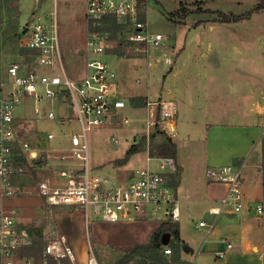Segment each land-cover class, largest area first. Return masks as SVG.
I'll return each instance as SVG.
<instances>
[{"label": "built area", "instance_id": "obj_1", "mask_svg": "<svg viewBox=\"0 0 264 264\" xmlns=\"http://www.w3.org/2000/svg\"><path fill=\"white\" fill-rule=\"evenodd\" d=\"M86 14L87 19L114 15L119 22L129 21L133 31L127 33V40L134 44L150 50L163 45V35L153 32L147 22L140 20L138 0H87ZM51 16L48 20L49 15H34L33 21L22 27L21 46L30 50L28 57L10 64L0 78V264H15L17 252L32 243L28 232L19 226L20 208L5 205L23 195L14 179L24 176L40 158L38 143L33 145L19 130L16 111L26 103L34 105L33 121H57L58 104L66 98L75 111L74 120L79 127L78 132L70 135V149L82 165L72 163L69 168L51 169L52 176L37 184V192L48 207L79 210L88 224L91 221L130 222L141 218L180 219V202L168 184L169 175L177 171L175 158L160 157L161 172L145 168L127 181L109 174H95L90 168L88 133L104 128L110 118L121 117L126 102L120 97L118 72L104 59L107 53L99 33H89L87 37L86 75L82 79L70 77L64 68L55 12ZM56 68H60L61 75L55 73ZM153 119L154 112H151L146 120L147 131L159 122ZM172 119L170 104H162L159 123L168 126ZM122 120L129 123L127 117ZM54 137L48 134L49 139ZM48 166L49 163H44V167ZM244 167L245 163L241 162L207 169L208 181L227 189L209 209V214L216 219L226 210L240 214L245 208ZM256 211L264 216L263 204L258 205ZM198 226L211 228L213 223L204 220ZM232 248L233 244L227 242L226 249L216 252V256L225 258ZM165 253L171 254V249H166ZM50 257L56 264H63L64 258L75 264L74 250L63 235L46 246L45 264H49ZM87 264H99L92 250Z\"/></svg>", "mask_w": 264, "mask_h": 264}, {"label": "crops", "instance_id": "obj_2", "mask_svg": "<svg viewBox=\"0 0 264 264\" xmlns=\"http://www.w3.org/2000/svg\"><path fill=\"white\" fill-rule=\"evenodd\" d=\"M35 1H20L18 9L20 19L27 16L32 2L35 3ZM198 1L203 2L204 0ZM41 4L43 5V2ZM207 24H209L210 31H215L219 24L226 23L207 22ZM193 26L192 23L189 29ZM224 41H227L229 45L236 44L231 38ZM235 50L238 51L236 47ZM183 51L176 55L174 61L165 58L166 66L163 65V69L172 66L161 80L160 92L152 90L149 75L145 93H142V88H137L136 84L129 81L131 69L142 66V59H123L114 56L117 60L112 67L118 72L119 93L128 104L127 111L138 110L131 102V99L135 97H146L148 102L152 103L151 106L147 105L145 108L146 118L141 121L137 119L131 121L134 127L128 133L135 134L141 130L144 131L143 128L149 114L157 107L161 108L162 104H170L173 119L170 120L168 126L160 123L158 127L164 135L166 134L176 143L177 156L175 159L177 166L181 167L180 183L175 193L180 202V219L176 222L180 227L181 238L185 242L180 254L182 262L185 264H264V216L256 211L257 206L263 204L262 171L260 166H253L248 162L260 139L264 136V89L251 83H242L235 87L210 84L211 79L215 82L225 73L226 59L218 54L214 56L205 53L194 54L191 45L183 47ZM151 55L152 52L146 59L148 67L154 64ZM161 77L160 75L158 79L160 80ZM255 77L262 78L258 74ZM82 78L83 76L79 79ZM121 117L110 118L107 125L110 126L114 120ZM38 122L34 124L36 132ZM121 124L125 125V123ZM50 133L56 136L53 130H49L47 134ZM34 143H38V140ZM135 143L124 149V156ZM144 152L148 155L146 168L151 169V161L160 157H150L146 151ZM124 158L113 161L106 169V174L122 181L132 180L138 169L132 170L128 167L131 158L123 165L114 164ZM240 159L245 163L243 191L247 203L240 214L226 210L216 219L209 214V209L226 194L227 189L222 184L209 182L207 169L234 164ZM29 170L24 176L14 179L16 185L22 186L26 175H31L28 174ZM161 171V169L158 170V172ZM48 176H52V171ZM36 193L40 203L36 207L38 217L34 219H40L45 224L48 235H57L55 239L62 235L66 237L68 244L74 250L75 264H87L91 257V250L97 258L96 251H99L101 247L110 246L115 251L126 253L137 245L148 244L152 233L164 222L155 218H141L130 222L91 221L88 224L81 211L71 207H48L44 199L38 192ZM23 200L21 196L11 202L21 211L19 206ZM1 201L0 198V204ZM202 211L204 213L200 214L199 212ZM195 214L201 215L197 221L194 220ZM21 219L20 216L18 223ZM204 220L213 223V227H199L198 223ZM19 226L21 227V223ZM26 231L30 234L33 244L35 227L30 226ZM227 242H231L233 248L228 251L225 258H218L216 252L226 249ZM166 249L171 248L165 245ZM20 250L15 258L20 257L21 264H35L33 256H22ZM165 250L163 255L166 258L170 257L172 251L171 254H166ZM62 262L73 264L68 258L62 259ZM39 264H45L43 256ZM49 264H56L52 257L49 258Z\"/></svg>", "mask_w": 264, "mask_h": 264}, {"label": "rangeland", "instance_id": "obj_3", "mask_svg": "<svg viewBox=\"0 0 264 264\" xmlns=\"http://www.w3.org/2000/svg\"><path fill=\"white\" fill-rule=\"evenodd\" d=\"M20 1L0 0V78L5 74L10 64L27 59L28 57L29 51L21 46L22 27L33 21V14L49 15L48 20H50L52 18L51 14L54 12L62 46L65 71L73 79H79L81 76L84 77L86 74L88 37L86 26V22L88 21L86 14L87 0H36L35 3L32 2L31 8L29 5L28 9L30 8V11L22 19H20L18 11ZM144 1H147L145 8ZM42 2L43 5L41 4ZM259 2L260 0H204L203 2L198 0H138L140 15L146 14L150 30L163 35L164 41L162 47L150 50L141 44L126 43L127 33L121 34L118 41H110L105 36H102L107 53L104 59L111 67L115 65V61L117 60L115 57L142 59V66L131 69L129 81L136 84L137 88H142V93H145L149 75L152 90L160 92L161 80L171 70L172 66L170 65L163 69V65L166 66L164 64L166 63L165 58L174 61L176 55L183 51V47L191 45L194 54L205 53L212 56L218 54L221 58L226 59L227 66L225 73L220 76L221 79H217L215 82L211 79L210 84L216 83L221 84V86L226 85L228 87L232 85L235 87L242 83H251L264 89V10L254 12L249 18L239 22L226 24H219L221 22L217 21L219 19L218 16L210 13L219 11L242 16L255 8ZM182 6L187 7L189 10L185 19H170L169 15L179 11ZM207 22L219 25L215 31H210ZM192 23L194 26L189 29ZM228 31L230 32L227 33ZM229 38L236 42V44H227V41L224 40ZM117 46L122 48L125 56L119 57L110 52ZM235 47L238 51L235 50ZM151 52V59L154 64L152 67H148L146 59ZM55 73L61 75L60 68H56ZM256 74L261 75L262 78H256ZM160 75L162 77L159 80L158 77ZM59 104L58 120L39 121L37 132L34 126L37 121H33L35 119L33 103L23 104L16 111V117L19 119V130L23 137L33 145H35V140H38V146L42 147L40 148V158L29 170L28 174L31 175H26V180L21 186L24 192L22 195L24 200L21 206H19L22 209V215L20 213L22 219L19 221L21 228L29 230L30 226H32L36 229L33 232L34 239L32 246L30 248H22L20 255L33 256L35 264H39L42 261V256L45 259V247L57 237L54 234L48 235L45 224L40 219H34L38 217L36 207L40 203L36 193V185L40 180L49 177V172L52 170H48V168H69L72 163L79 166L82 165L81 160L76 159L70 149V135L73 132L79 131L78 124L74 120L75 111L66 98L61 99ZM126 105L127 107L122 117H127L130 120L128 124H121L123 123L121 117L114 120L110 126L106 125L104 128L95 129L88 133L89 165L95 174L107 176L105 174L107 173L106 169L110 167L112 162L118 158L125 157L123 154L124 149L135 142V144L141 143L142 139H145V151L148 154H154L156 157L164 155L162 147L166 143L167 136L158 127L160 121L156 122L158 121L157 115L158 108L160 107H157L154 111L153 120L156 122V125L150 131H147L145 124L144 131L141 130L135 134L131 133L132 137H130L131 134L129 133L134 127L131 121L133 119L141 121L146 118L144 112L147 105L145 107H136L138 110L130 109V112L127 111L128 104ZM140 127L142 129V124ZM49 130H53L56 134L54 139L48 138L47 133ZM113 138L118 141L115 142ZM261 139L248 159L250 165L259 167L263 161ZM43 147L45 148L43 149ZM133 156L128 167H131L132 170H142L147 167L148 155L144 151ZM44 163H49V166L45 169ZM114 164L117 163L115 162ZM30 165L32 164H28V166ZM151 169L156 172L160 170L158 159L155 158L151 161ZM1 205L2 201L0 207ZM5 205L8 208L17 207L12 202L5 203ZM199 213L203 214L204 212ZM200 218L201 215L195 214L194 220L197 221ZM208 218L210 219L211 217L208 215ZM96 252L99 264H116L127 253L115 251L110 246L101 247ZM19 258H15V264H21L22 261ZM168 259H170L169 264H185L181 260L175 262L172 255ZM128 264H149V262L136 257Z\"/></svg>", "mask_w": 264, "mask_h": 264}, {"label": "trees", "instance_id": "obj_4", "mask_svg": "<svg viewBox=\"0 0 264 264\" xmlns=\"http://www.w3.org/2000/svg\"><path fill=\"white\" fill-rule=\"evenodd\" d=\"M147 5V1H144V8ZM264 10V0H260L259 4L253 8L251 11L247 12L245 15L238 16L233 14H226L223 12H210L218 16V22L221 23H233L239 22L241 20L249 18L254 12H259ZM189 12L187 7L182 6L181 9L177 12L171 13L169 15L170 19L175 20L179 18L180 20L185 19L187 13ZM87 27L89 33H99L101 36H105L110 41H118L119 37L123 33H129L133 31L132 23L129 21L119 22L114 15H105L101 19H87ZM140 20L142 22H147L146 14L140 15ZM122 41V40H121ZM126 43L134 44L129 40H125ZM26 49V48H25ZM27 51H30L26 49ZM110 52L113 54L122 57L125 56V52L120 46L112 49ZM29 53V52H28ZM1 76V75H0ZM132 104H135L136 107H145L148 104V99L146 97H135L131 99ZM161 119V108H158L157 120ZM262 142V152H263V161L260 165L261 167V177H262V189H263V207H264V136L261 139ZM163 157H173L177 156V145L171 138H166V143L163 145ZM145 151V139H142L141 143L132 145L126 153V156L122 160L116 161L117 164L123 165L128 162V160L135 154ZM150 157H156L154 154H149ZM243 162L242 159L237 160L234 164H239ZM181 176V167L177 166V171L169 175V186L176 191L179 187ZM176 194V193H175ZM263 226H264V217H263ZM165 234L170 235L169 246L172 251V258L175 262L180 261V254L183 250L185 242L181 238L180 227L176 221L166 220L164 221L153 233L150 239V242L145 245H137L133 247L129 252L123 255L116 264H128L136 257L140 259H145L149 264H169L170 259L166 258L163 255L165 250V245L163 244V237ZM32 246V243L25 248ZM22 256H26L23 254ZM50 263L51 260H50Z\"/></svg>", "mask_w": 264, "mask_h": 264}, {"label": "water", "instance_id": "obj_5", "mask_svg": "<svg viewBox=\"0 0 264 264\" xmlns=\"http://www.w3.org/2000/svg\"><path fill=\"white\" fill-rule=\"evenodd\" d=\"M170 241V235L169 234H165L163 237V244L164 245H168Z\"/></svg>", "mask_w": 264, "mask_h": 264}]
</instances>
